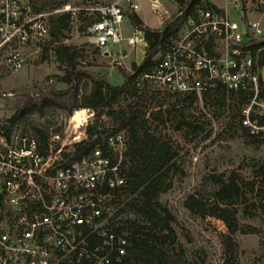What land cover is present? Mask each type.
<instances>
[{
    "label": "built area",
    "instance_id": "obj_1",
    "mask_svg": "<svg viewBox=\"0 0 264 264\" xmlns=\"http://www.w3.org/2000/svg\"><path fill=\"white\" fill-rule=\"evenodd\" d=\"M142 1L158 21L153 29L173 16L185 18L154 67L136 76L139 91L201 97L221 84L249 96L241 125L251 136L264 133V65L259 67L248 49L264 37L254 16L264 14V0H185L184 5L168 0L174 12L164 0H117L96 8L98 18L85 30L87 41L101 50L121 43L147 48L145 28L150 26L129 16H139ZM18 8V0H0V52L19 51L10 47L15 37L20 45L35 46L48 31L45 14L22 21ZM19 56L0 55V64L17 70ZM107 141L108 154L95 149L60 159V149L52 151L48 141L41 143L0 112V264H130L126 232L110 225L113 200L125 180L120 165L125 133Z\"/></svg>",
    "mask_w": 264,
    "mask_h": 264
},
{
    "label": "trees",
    "instance_id": "obj_2",
    "mask_svg": "<svg viewBox=\"0 0 264 264\" xmlns=\"http://www.w3.org/2000/svg\"><path fill=\"white\" fill-rule=\"evenodd\" d=\"M177 2L184 5L185 0H177ZM129 16L134 22L141 21L137 14H129ZM97 18L96 11L89 17L84 16L83 11H78L76 16H72L68 11L49 17V40H44L48 45L43 49L51 52L55 61L63 67V73L46 78V81L54 78L66 84V88L56 89L53 85H42L24 89L16 95L13 102L14 114L11 116V121L15 122L27 110L42 112L49 106L62 109L67 114L79 109L80 117L85 110L83 107L96 111V118H99L101 113L112 117L115 124L111 126L86 127L84 138L72 145L74 150L72 156L69 157L68 153H64L63 159L87 156L95 149L108 154L107 138L123 131L126 137L122 161L125 180L116 192L115 199H119L123 194L130 198L122 207L115 210L110 218V225L115 230L126 232L129 243L126 258L130 264H178L174 256L166 250V246L175 245L177 240L172 226L174 217L158 200L159 195L171 187L177 150L166 135L151 130L148 122L154 119L161 121L164 116L172 112L173 108H177L179 110L174 128L178 129L186 119L183 106L178 108V104L197 96L159 94L155 90L139 91L135 79L137 75L154 67L169 38L177 33L185 17L173 16L159 29L145 28L148 46L144 59L140 64L133 63L131 72L120 71L123 81L119 85H112L106 76L84 70L85 64L82 62L79 50L73 45L62 42L64 31L73 20L79 21L80 31L85 34L87 25ZM86 19L88 24L82 26ZM248 49L257 60V65L263 66L264 37L250 42ZM98 50L96 47L95 51ZM219 93L226 95L230 102L236 105L238 111L236 129L240 130L242 137L249 144L264 143V133L251 136L241 125V108L248 103L249 96L227 90L223 85L217 84L212 91L201 97L207 98L213 95L217 98ZM159 95L173 98V101L168 106H164L160 104L162 99H159L161 97ZM151 102H159L157 108L148 106ZM263 121L264 117L261 116L260 122ZM196 127L199 126L197 124L191 126L193 129ZM33 129L39 136V141L47 145V134L38 127ZM249 170L248 177H243L235 171L227 175H213L210 178L212 187L209 190L189 194L183 201L185 209L190 213L202 217L210 216L224 224L226 231L221 234L224 252L222 264H239L238 245L234 235L260 236L262 233L259 227L242 222L241 219L259 217L264 221V158L251 162ZM124 213H131L134 217L119 218ZM190 262L187 264H198L196 260Z\"/></svg>",
    "mask_w": 264,
    "mask_h": 264
},
{
    "label": "rangeland",
    "instance_id": "obj_3",
    "mask_svg": "<svg viewBox=\"0 0 264 264\" xmlns=\"http://www.w3.org/2000/svg\"><path fill=\"white\" fill-rule=\"evenodd\" d=\"M115 1L117 0H18V10L22 21L36 18L38 13L45 14L50 27V16L68 11L72 16H76L78 11H83V15L89 17L99 6ZM164 1L166 8L174 12V5L170 1L167 2L168 0ZM25 5L29 6V10L23 8ZM138 15L146 25L158 27V21L147 8L146 2H141ZM254 16L260 18L264 30V14L255 13ZM85 23L88 24L87 19L82 26ZM79 25V21L73 20L64 31L62 42L79 50L85 64L84 70L106 76L112 85H119L123 81L120 71L131 72L133 63L140 64L143 61L146 48L139 45L128 47L121 43L119 46H109L104 50L98 48L99 50L95 51L96 47L87 41ZM127 26L128 22H125L123 24L125 32ZM49 27L48 31L41 35L42 38L37 45L21 46L19 43L22 40L15 37L16 40L12 41L10 47L18 48L19 51L0 52V55L19 52V58L22 59V65L17 70L5 66L4 63L0 64V112L11 117L14 114L13 102L16 95L32 86L53 85L56 89L66 88V84L54 78L46 81V78L63 73V67L55 61L51 52L43 49L48 45L44 40H49ZM105 51L111 52V55H105ZM159 99H162L160 104L164 106L173 101V98L170 99L168 96H161ZM158 104L159 102H151L148 106L157 108ZM182 106L186 119L178 129L174 128L179 110L177 108H173L161 121L154 119L148 122L151 130L166 135L177 150L171 187L159 195L158 199L174 217L172 226L177 240L175 245L166 246V250L174 256L178 264L191 263L192 260H196L198 264H222L224 252L221 234L226 231L224 224L210 216L202 217L190 213L185 209L183 201L189 194L209 190L212 187L210 178L213 175H227L235 171L243 177H248L250 163L264 158V143L249 144L242 137L240 130L236 129L238 123L236 105L234 106L226 95L219 93L217 98L213 95L207 98L195 97L178 104V108ZM83 108L85 110L82 117L79 109L74 110L72 114L52 106L46 107L42 112L27 110L15 122L23 131L38 140L39 136L33 128H40L47 134L52 151L60 149L57 156L63 159L64 153L72 156L74 152L72 145L84 138L86 127L115 124L112 117L105 113L96 118V111ZM196 124L199 127L191 128ZM120 165L122 167V162ZM129 198L123 194L119 199H115L113 211L122 207ZM120 217L134 215L124 213ZM241 221L259 227L262 233L260 236L234 235L238 245L239 264H264V221L259 217L242 218Z\"/></svg>",
    "mask_w": 264,
    "mask_h": 264
}]
</instances>
